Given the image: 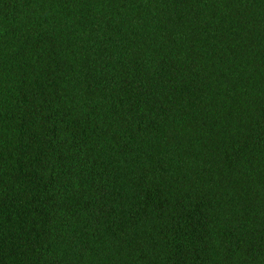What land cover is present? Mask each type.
<instances>
[{
  "label": "trees",
  "instance_id": "16d2710c",
  "mask_svg": "<svg viewBox=\"0 0 264 264\" xmlns=\"http://www.w3.org/2000/svg\"><path fill=\"white\" fill-rule=\"evenodd\" d=\"M0 264H264V0H0Z\"/></svg>",
  "mask_w": 264,
  "mask_h": 264
}]
</instances>
